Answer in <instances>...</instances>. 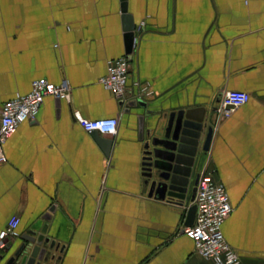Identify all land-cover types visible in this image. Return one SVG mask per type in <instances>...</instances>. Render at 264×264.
Returning <instances> with one entry per match:
<instances>
[{
	"label": "crops",
	"instance_id": "crops-1",
	"mask_svg": "<svg viewBox=\"0 0 264 264\" xmlns=\"http://www.w3.org/2000/svg\"><path fill=\"white\" fill-rule=\"evenodd\" d=\"M121 4L0 0V110L36 79L69 87L4 144L0 231L12 217L19 224L0 264L35 226L57 244L47 264H211L182 233L193 225L187 208L149 195L144 146L163 138L170 114L210 111L226 91L249 100L220 121L210 114L197 173L226 189L222 233L240 264H264V0H126L129 55ZM122 56L131 67L120 102L99 80ZM74 112L117 119L114 136L99 135L113 140L108 156Z\"/></svg>",
	"mask_w": 264,
	"mask_h": 264
},
{
	"label": "built area",
	"instance_id": "built-area-1",
	"mask_svg": "<svg viewBox=\"0 0 264 264\" xmlns=\"http://www.w3.org/2000/svg\"><path fill=\"white\" fill-rule=\"evenodd\" d=\"M131 61L129 56L110 60L106 74L99 80L102 87L120 102L125 97ZM136 87L139 86L135 82ZM69 87L66 82L54 85L47 80L36 79L26 95L16 96L6 101L0 110V164L6 162L3 151L6 141L15 134L24 122L36 120L40 106L46 97L57 100L67 99ZM249 95L241 91H226L222 94L215 109L217 121L227 118L236 108L246 104ZM74 119L87 133L96 131L99 135L114 136L117 132V119L104 118L86 120L78 112ZM196 215L194 223L182 229V233L194 243L195 251L211 264H240V256L225 241L222 226L232 212L225 187L213 180L208 172L198 176L194 199ZM19 224L17 217H12L0 231V254L7 247L6 239L15 234Z\"/></svg>",
	"mask_w": 264,
	"mask_h": 264
},
{
	"label": "water",
	"instance_id": "water-1",
	"mask_svg": "<svg viewBox=\"0 0 264 264\" xmlns=\"http://www.w3.org/2000/svg\"><path fill=\"white\" fill-rule=\"evenodd\" d=\"M121 1L122 19L127 33L126 55H129L134 45L135 26L127 14L126 0ZM215 109L207 111L206 108H199L170 114L163 138H154L144 146L143 173L145 184L149 186V195L187 208L186 221L189 224H193L196 215L194 199L199 176L197 168L201 155L209 151L213 135L209 119ZM90 134L108 156L113 140L101 138L96 131ZM48 218L49 215L43 217ZM37 230L35 226L19 237V244L6 264H47L54 259L57 249L55 240Z\"/></svg>",
	"mask_w": 264,
	"mask_h": 264
}]
</instances>
